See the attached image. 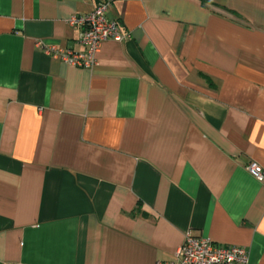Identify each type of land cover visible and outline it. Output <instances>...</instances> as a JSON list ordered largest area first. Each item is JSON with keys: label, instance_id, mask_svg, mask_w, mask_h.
I'll return each mask as SVG.
<instances>
[{"label": "crops", "instance_id": "1", "mask_svg": "<svg viewBox=\"0 0 264 264\" xmlns=\"http://www.w3.org/2000/svg\"><path fill=\"white\" fill-rule=\"evenodd\" d=\"M0 0V264L173 262L186 233L264 264V0Z\"/></svg>", "mask_w": 264, "mask_h": 264}, {"label": "built area", "instance_id": "2", "mask_svg": "<svg viewBox=\"0 0 264 264\" xmlns=\"http://www.w3.org/2000/svg\"><path fill=\"white\" fill-rule=\"evenodd\" d=\"M109 6L110 0H103L91 13L73 16L67 21L68 26L80 31L79 44L84 48V52L76 53L70 49L46 46L41 42L36 43V46L50 58L66 65L79 69H93L97 64L96 56L104 42L124 39L119 32L118 23L107 16ZM246 171L254 180L264 184V170L256 164H249ZM175 259L176 264H247L248 253L243 248L220 246L188 232L175 254Z\"/></svg>", "mask_w": 264, "mask_h": 264}]
</instances>
